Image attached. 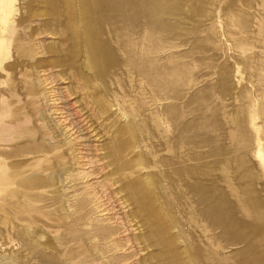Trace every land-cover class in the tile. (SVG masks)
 Listing matches in <instances>:
<instances>
[{"label":"rangeland","instance_id":"1","mask_svg":"<svg viewBox=\"0 0 264 264\" xmlns=\"http://www.w3.org/2000/svg\"><path fill=\"white\" fill-rule=\"evenodd\" d=\"M15 3L0 264H264V0Z\"/></svg>","mask_w":264,"mask_h":264},{"label":"bare ground","instance_id":"2","mask_svg":"<svg viewBox=\"0 0 264 264\" xmlns=\"http://www.w3.org/2000/svg\"><path fill=\"white\" fill-rule=\"evenodd\" d=\"M15 2L16 0H0V67L1 68H3L4 61L7 60L8 58L7 51L11 42L12 30L15 27V23H16V16L18 13V9L16 7ZM10 126H11L10 124L0 126V134L3 132V130L8 129Z\"/></svg>","mask_w":264,"mask_h":264}]
</instances>
